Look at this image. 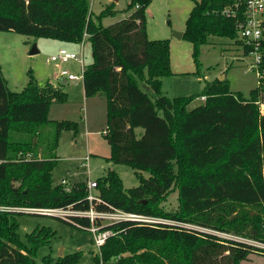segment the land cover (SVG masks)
Segmentation results:
<instances>
[{
  "label": "trees",
  "instance_id": "1",
  "mask_svg": "<svg viewBox=\"0 0 264 264\" xmlns=\"http://www.w3.org/2000/svg\"><path fill=\"white\" fill-rule=\"evenodd\" d=\"M151 1L130 0L128 17L102 27L91 19L87 0H0V31L70 43H82L86 35L92 61L83 70L84 97L101 93L105 98L107 160L149 174L138 175V186L123 190L108 171L95 181L102 202L93 208L174 222L105 226L111 235L94 257L96 264H240L264 253V113L259 109L264 40L258 85L248 98L231 92L225 79H215L189 97L168 99L159 77L170 73L169 43L147 37L145 9ZM230 1L199 0L188 14L182 38L192 45L196 73L198 48L210 36L237 37L236 21L215 12ZM200 97L204 101L190 108ZM64 98L48 82L38 86L31 78L20 93H11L0 71V206L88 209L86 184L66 191L50 181L59 132L71 123L50 121L47 111ZM172 187L178 207L170 213L161 204ZM17 215L0 212V264H49L34 257L54 234L35 228L23 242ZM65 222L89 227L87 218ZM76 257H60L55 264H71Z\"/></svg>",
  "mask_w": 264,
  "mask_h": 264
},
{
  "label": "rangeland",
  "instance_id": "2",
  "mask_svg": "<svg viewBox=\"0 0 264 264\" xmlns=\"http://www.w3.org/2000/svg\"><path fill=\"white\" fill-rule=\"evenodd\" d=\"M87 1L91 19L97 26H108L128 17L132 12V9H128L130 0ZM198 1L152 0L145 9L148 39H166L169 43L170 73L159 77L161 93L168 99L189 97L200 92L205 83L225 79L231 92L241 93L243 97L248 98L250 91L258 85L259 76L255 73V68L251 67L252 58L245 54L243 44L239 43L237 37L229 39L210 36L207 43L198 48L200 66L196 73L191 43L185 38L177 39L173 36L174 32H184L188 14ZM105 10L110 12L103 15ZM260 19L264 22V10ZM33 46H36L38 52L31 55L29 52ZM60 47L70 48L81 56L84 66L92 61L90 42L87 39L81 48V42H62L0 31V71L9 92L20 93L31 78L36 85L43 86L48 82L65 95L63 102L52 103L47 111V118L50 121L71 123L69 128L62 129L58 135L55 149L57 160L50 172L51 185L70 188L80 183L86 184L88 180L96 181L108 171H113L120 179L123 190L138 186L137 176L148 178L149 174L146 171L107 160L110 148L104 137L106 130L104 96L97 93L84 97L82 79L66 84H61L58 79L60 70H67L76 75L80 73L81 68L79 61L72 60L67 63L48 61ZM147 76L144 70V79ZM140 86L142 87V83ZM142 89L145 90L144 87ZM201 102L200 99H196L189 107ZM259 109L264 113V101L260 103ZM135 132L139 137L142 129L137 128ZM87 153L90 154L89 159L84 160L82 157ZM17 185L19 183H13V186ZM92 193L98 196L96 189H93ZM161 207L170 213L177 210L178 198L175 187H172ZM20 213L21 215L16 216V221L18 234L23 242L26 235L35 228L43 227L54 234L49 242L37 248L34 257L36 262L40 263L43 258H47L49 264H55L60 257L76 255V261L71 264H96L94 257L98 255L99 250L93 245L91 234L86 229L71 225L54 216L55 214L40 215L27 211ZM219 236L253 243L238 236L220 233ZM263 261L264 253L256 252L240 264H262Z\"/></svg>",
  "mask_w": 264,
  "mask_h": 264
},
{
  "label": "built area",
  "instance_id": "3",
  "mask_svg": "<svg viewBox=\"0 0 264 264\" xmlns=\"http://www.w3.org/2000/svg\"><path fill=\"white\" fill-rule=\"evenodd\" d=\"M264 10V0H231L230 3L223 7L216 13H220L226 18H232L236 21L237 26V38L239 42L243 44V47L247 49V55L252 58V66L255 68V73L260 77L257 68L262 61V55L260 53L261 43L264 40V22L260 19ZM85 36V35H84ZM79 61L81 64L80 73L72 74L67 70H60L59 77L70 81H77L82 79L84 65L81 56L76 53L69 52L60 48L55 54L48 58L50 62L67 63L69 61ZM204 101V97L199 98ZM88 160V158H84ZM65 185V182L62 181ZM66 191L69 188H65ZM96 189V182L88 180L86 183V201L89 207L85 211L72 210L70 206L67 208H54V209H31V208H17L0 206V212H28L36 213L40 215H54L62 220L70 222L71 217L87 218L89 221V227L87 231L91 234V240L93 245L100 249L104 244L106 238L111 235L110 231L101 230L102 227L113 223L122 221H134L142 224H166L174 223L165 219L137 215L127 213L119 209L111 208L102 211H96L93 208V204L101 203V199L92 193V190ZM80 228V227H79ZM234 239V238H233ZM237 239V238H235ZM240 240V239H239Z\"/></svg>",
  "mask_w": 264,
  "mask_h": 264
},
{
  "label": "crops",
  "instance_id": "4",
  "mask_svg": "<svg viewBox=\"0 0 264 264\" xmlns=\"http://www.w3.org/2000/svg\"><path fill=\"white\" fill-rule=\"evenodd\" d=\"M86 38H84L83 39V42L81 43V48H82V46H83V43H84V40H85ZM60 48H62V49H65V50H67V51H69V52H73V50L72 49H70V48H66V47H60ZM59 48V49H60ZM58 49V50H59ZM74 53V52H73ZM58 79L61 81V84H66V83H73V82H77V81H79V80H77V81H70V80H67V79H64V78H60L59 77V73H58ZM82 88H83V85H82ZM83 95H84V91H83ZM89 153H87L84 157H82L83 159L84 158H88L89 159ZM82 158L80 159V160H82Z\"/></svg>",
  "mask_w": 264,
  "mask_h": 264
},
{
  "label": "water",
  "instance_id": "5",
  "mask_svg": "<svg viewBox=\"0 0 264 264\" xmlns=\"http://www.w3.org/2000/svg\"><path fill=\"white\" fill-rule=\"evenodd\" d=\"M182 35H183V33L181 32H174L173 33V36L175 37V38H177V39H181L182 38ZM38 52V50L36 49V46H33L32 47V49L30 50V52H29V54H35V53H37Z\"/></svg>",
  "mask_w": 264,
  "mask_h": 264
}]
</instances>
